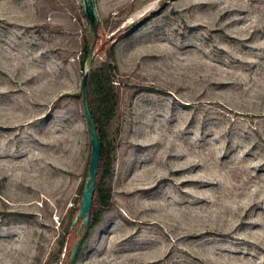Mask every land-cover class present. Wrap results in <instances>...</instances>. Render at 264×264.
I'll use <instances>...</instances> for the list:
<instances>
[{"label":"rangeland","instance_id":"obj_1","mask_svg":"<svg viewBox=\"0 0 264 264\" xmlns=\"http://www.w3.org/2000/svg\"><path fill=\"white\" fill-rule=\"evenodd\" d=\"M93 2L97 44L117 39L90 66L115 65L112 205L72 264H264V0ZM86 29L81 0H0V264H67L80 236L60 248L90 154Z\"/></svg>","mask_w":264,"mask_h":264},{"label":"trees","instance_id":"obj_2","mask_svg":"<svg viewBox=\"0 0 264 264\" xmlns=\"http://www.w3.org/2000/svg\"><path fill=\"white\" fill-rule=\"evenodd\" d=\"M138 23H133L128 26L121 34L122 37L129 36L137 31L139 28ZM100 23L98 24V34L96 37L88 34L87 32L83 36V46L81 52L80 63L84 66L88 59L89 49L92 46L91 54L93 55L98 49L99 51H105L109 58H112L115 54V46L117 39L113 38L108 47L102 50L98 44L97 40L100 36ZM115 68V65L109 61H103L98 67L89 68L88 70V81H87V103L92 116V119L95 123L96 130L98 132L99 138V162H98V172L96 175V183L94 188V194L92 199V206L89 212L88 227L85 231L84 237L82 238L81 244L85 238L89 235V231L95 227L102 218V214L110 208L112 205V194L111 187L105 181L108 177L112 175V164H113V151L115 149L112 141L107 139V133L105 126L108 121L111 119L115 112L117 105V94L113 86V77L112 69ZM79 97L81 94H78ZM89 161V160H88ZM89 163V162H88ZM87 163V166H88ZM86 176V174H85ZM84 182V181H83ZM83 188V183L81 184V190ZM82 192V191H81ZM78 207L71 211V220L74 217V214L77 212ZM74 225L72 228L69 226L66 227L62 239L59 241L60 248L64 246V237L69 233H73ZM75 237V235H74ZM80 244V246H81ZM79 246L76 257L81 252V247ZM71 247V246H70ZM69 247V249H70Z\"/></svg>","mask_w":264,"mask_h":264},{"label":"water","instance_id":"obj_3","mask_svg":"<svg viewBox=\"0 0 264 264\" xmlns=\"http://www.w3.org/2000/svg\"><path fill=\"white\" fill-rule=\"evenodd\" d=\"M82 11L86 20V32L93 37H96L98 34V24L99 19L94 6L93 0H81ZM92 46L89 49L88 59L86 62L85 71L81 78L80 85V94H81V107L83 116L87 125L88 133H89V142H90V154H89V163L86 172V178L83 182V188L80 196V201L78 205V210L74 214L73 219L71 220L70 228L76 223L78 219H80V224L76 229V233L78 234L80 231V236L72 247V250L69 255V259L67 264H72L78 248L81 244L82 238L84 237L85 231L88 227V219L89 212L92 206V199L94 194V188L96 183V175L98 172V162H99V138L98 132L96 130L95 123L92 119L88 103H87V81H88V70L92 63V54H91Z\"/></svg>","mask_w":264,"mask_h":264}]
</instances>
